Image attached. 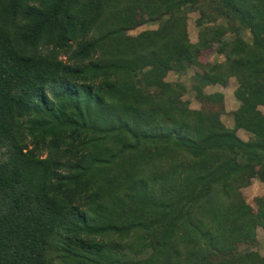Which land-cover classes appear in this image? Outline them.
Wrapping results in <instances>:
<instances>
[{
  "label": "trees",
  "instance_id": "obj_1",
  "mask_svg": "<svg viewBox=\"0 0 264 264\" xmlns=\"http://www.w3.org/2000/svg\"><path fill=\"white\" fill-rule=\"evenodd\" d=\"M191 67L203 104L237 79L235 129L166 81ZM260 107L264 0H0V264H264L238 250L264 229Z\"/></svg>",
  "mask_w": 264,
  "mask_h": 264
},
{
  "label": "rangeland",
  "instance_id": "obj_2",
  "mask_svg": "<svg viewBox=\"0 0 264 264\" xmlns=\"http://www.w3.org/2000/svg\"><path fill=\"white\" fill-rule=\"evenodd\" d=\"M199 13H192L189 15L188 20V33L191 41L196 43L198 41L199 29L197 27L196 21L199 18ZM158 23L146 24L132 30L129 34L136 36L146 30L157 29ZM204 63L213 64L215 62H223L224 57L220 56L217 52V47L208 50L203 53L201 58ZM197 72H203L199 67H191L184 74H177L176 72H170L166 77V81L184 85L187 88L183 100L190 102V108L194 110H201L203 107L206 111L215 110L220 113V119L222 123L229 129H235V117L234 114L239 110L241 104L235 96V92L238 88V81L236 78H231L228 86L223 87L221 85L208 86L204 89L207 96L212 94H222L223 98L220 103L212 102L209 103L197 99L196 92L193 90L194 77ZM264 113V107L259 108ZM237 134L243 140L248 141L252 136L244 130H237ZM242 194L247 201V203L254 209L258 210V200L264 197V182L259 178H253L249 185L241 189ZM238 250L240 252L254 251L259 253L264 257V229L259 227L257 229V241L254 244H239Z\"/></svg>",
  "mask_w": 264,
  "mask_h": 264
}]
</instances>
